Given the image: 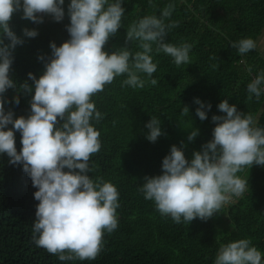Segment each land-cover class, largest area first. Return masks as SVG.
<instances>
[{
  "label": "trees",
  "instance_id": "16d2710c",
  "mask_svg": "<svg viewBox=\"0 0 264 264\" xmlns=\"http://www.w3.org/2000/svg\"><path fill=\"white\" fill-rule=\"evenodd\" d=\"M69 4L70 0H65V17L59 23L47 15L39 25L21 19L22 12L13 15L10 27L25 40L13 53L10 78L17 88L4 94L6 101L19 95V105L6 102L4 106L5 112L13 111L14 119L30 115L34 95L25 96L20 84L27 81L32 85L28 73L37 79L43 74L44 64L52 54L50 43L59 47L70 39L66 30L70 24ZM169 4L175 7L165 24L176 21L179 26L167 30L165 42L175 46L191 44L190 65L177 68L170 56L153 51L157 71L151 78L140 74L141 79L149 81L144 88L122 86L125 74L91 98L103 118L91 121L100 133L101 148L90 157L92 171L88 175L94 181L99 177L116 187L120 205L116 210L117 228L112 233L105 230L102 250L94 260L61 261L38 247L33 241L39 203L34 193L38 189L32 186L22 165H12L6 154H0V264H215L221 245L240 239L251 240L250 246L261 252L264 264V166L253 165L237 173L248 182L247 190L207 221L197 218L189 224L182 219L177 224L170 216H161L154 201L145 200L139 190L145 176L162 174V161L173 145L179 148L183 141L182 150L190 161L193 152L200 151L212 139L216 126L212 116L225 115L218 110L223 100L236 105L238 111L251 114L255 126L264 127V93L259 100L254 95L249 100L247 91V85L264 72V57L257 48L240 55L231 47L245 38L257 43L263 35L264 0H152L154 6L149 0H123L122 27L110 38L105 51H119L125 46L129 25L145 16L160 17ZM24 28L36 29L38 35L23 37ZM127 47L133 54L142 51L138 42ZM41 56L45 59L40 60ZM150 79H156L157 84L152 86ZM196 99L211 105L210 110L204 109V121L196 116ZM184 106L189 108L187 116L181 115ZM151 117L161 122L164 133L155 143L146 139L145 125ZM194 129L199 135L189 142L187 137ZM21 139V134L15 132L18 153ZM227 222L233 226L229 232L222 230Z\"/></svg>",
  "mask_w": 264,
  "mask_h": 264
},
{
  "label": "clouds",
  "instance_id": "9594fccd",
  "mask_svg": "<svg viewBox=\"0 0 264 264\" xmlns=\"http://www.w3.org/2000/svg\"><path fill=\"white\" fill-rule=\"evenodd\" d=\"M64 3L65 0H0V154H6L10 164L22 165L32 186L38 189L34 193L39 202L33 222L34 243L61 261L94 260L102 250L105 230L112 233L117 228L116 210L120 205L119 193L112 183L99 177L94 181L88 175L92 171L90 157L101 148L100 133L91 121L103 118L91 98L125 74L122 86L144 88L149 81L141 79L140 74L151 78L157 71L153 51L170 56L177 68L190 65L192 45L165 42L167 30L179 26L176 21L165 24L175 7L169 4L160 17L145 16L129 25L125 46L109 54L105 46L122 27L123 0H70V24L66 26L70 39L59 47L50 43L52 54L44 64L43 74L37 79L28 73L32 85L27 81L20 84L25 96L34 95L30 115L14 119L13 111L5 112L4 106L6 102L19 105V95L6 101L4 94L17 88L10 78L13 53L25 40L10 27L13 15L22 12L21 19L37 25L44 23L47 15L59 23L65 17ZM149 4L154 6L152 0ZM22 35L35 38L38 31L24 28ZM131 42H138L142 51L133 54L128 50ZM231 47L244 55L256 49L257 43L245 38ZM247 70L251 72L250 67ZM150 83L155 86L157 80L150 79ZM247 91L249 100L253 95L259 100L264 93V72L247 85ZM194 102L199 105L196 116L206 120L204 109L210 110L211 105L199 99ZM218 110L225 115L212 116L216 125L212 139L193 152L190 161L182 150L183 141L179 148L173 145L162 161V174L145 176L139 188L145 200L154 201L161 216H170L177 224L182 219L190 224L197 218H212L233 196L241 197L247 190L248 182L237 173L253 165L264 166V127L255 126L251 114L238 111L227 99L219 103ZM181 115H189L187 106ZM145 127L146 139L152 143L164 135L155 117ZM15 132L22 137L19 153ZM198 135L194 129L187 140L192 142ZM250 245V239L221 245L215 264H261V252Z\"/></svg>",
  "mask_w": 264,
  "mask_h": 264
},
{
  "label": "rangeland",
  "instance_id": "374dc122",
  "mask_svg": "<svg viewBox=\"0 0 264 264\" xmlns=\"http://www.w3.org/2000/svg\"><path fill=\"white\" fill-rule=\"evenodd\" d=\"M257 50H258L259 54L264 57V33H263V35H261L259 37V39L257 41ZM236 198L237 197H234L233 196L232 199H231V201L228 204L224 205V206H229L230 203H233L236 200ZM232 228H233L232 224L229 223V222H227L226 223V226L225 227H222V230L225 231V232H229V231L232 230Z\"/></svg>",
  "mask_w": 264,
  "mask_h": 264
}]
</instances>
